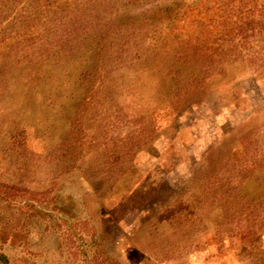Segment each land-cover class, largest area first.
I'll use <instances>...</instances> for the list:
<instances>
[{
  "label": "rangeland",
  "instance_id": "rangeland-1",
  "mask_svg": "<svg viewBox=\"0 0 264 264\" xmlns=\"http://www.w3.org/2000/svg\"><path fill=\"white\" fill-rule=\"evenodd\" d=\"M202 4L205 18L219 14L213 0ZM26 8L0 0V264H264L247 248V212L207 204L219 187L264 193V35L218 36L179 11L173 31L203 48L173 43L183 58L172 48L166 61L143 60L142 30L134 50L107 58L80 29L45 37L58 29L42 19L28 39ZM146 8L118 7L112 28L153 24L158 12ZM232 156L252 163L247 179L218 176L205 192ZM166 204L180 217L156 224L150 215ZM256 244L264 249V230Z\"/></svg>",
  "mask_w": 264,
  "mask_h": 264
},
{
  "label": "trees",
  "instance_id": "trees-1",
  "mask_svg": "<svg viewBox=\"0 0 264 264\" xmlns=\"http://www.w3.org/2000/svg\"><path fill=\"white\" fill-rule=\"evenodd\" d=\"M159 1L160 0H26V10L28 15L26 28H28V39H39L35 34L37 31L32 20L33 18L37 21L42 19L44 21H48L51 27H56L59 32H53L50 36L48 35L45 37L53 39L58 34L60 37H73L71 35H75V31L80 29L81 39L95 40V53L101 49L100 46L106 44L107 46L103 55L109 58L115 53L117 47V51L119 52L134 50L132 42L140 43L141 41L132 40L138 37L143 39L144 37L142 36H144L146 32L148 37H145L150 42L148 51L142 55L143 60L149 57L155 61L160 59L166 61V58L171 56L170 53L173 49L174 53H172V55L178 60L183 58L187 51L186 48H181L177 53H175V46L173 43L176 45L188 46V48H190L191 45L203 48L201 44L195 43L196 40L193 42L186 32L179 31L180 35H178L179 32L176 33L173 31V29L178 31L177 23H180V18L177 14L179 11L193 12L198 19H191V22H207V25L211 26L209 32H213V34L218 36L221 30H223L224 34L234 31V34L244 35L245 37L255 36L257 34L264 35V16L261 18L264 13L260 10L261 3H259V0H213L217 4L216 11L219 12V14L215 13V16L212 18H205L204 15L197 9L198 6L203 5L202 2L204 0L199 1V3H196L195 1L188 3L185 1L183 2V0H172L170 3H172L173 6L171 7L170 3L164 4L163 9H160V6H158ZM134 6H141V9L144 8V11L147 9L146 7H154L159 15L157 21L150 24L147 22V19L143 17L141 22L138 25L133 26V28L129 31L125 30L119 32V28L113 29L112 26L117 24L115 23V20L110 18L114 15H118V7L127 8ZM169 9L171 12H167ZM84 11H86V14H84ZM99 12H103L104 15H100ZM220 18H224L228 21V25L230 26L229 29L226 28L228 25L223 27V23ZM157 24L164 25L165 28L160 29L156 26ZM197 26H199V24H197ZM138 29L139 32H134V30ZM180 29H182V25L180 26ZM142 30L145 32H142ZM200 34H202L201 36L203 37L206 36V33L202 32ZM118 38L122 39L120 43ZM108 46L109 48H107ZM240 47L244 48L248 54L251 53L249 50H246V45L244 44L243 46L233 44V49L231 51H233V53L241 52L238 49ZM194 80L195 78L192 77L191 81ZM195 85L190 83L187 88L189 90L190 88L191 90H197L198 87ZM243 140L244 139H242L239 143L241 150L246 147ZM240 149H235V151L233 149L234 152L231 154H238ZM232 159L233 160L231 162L234 169L233 166L232 169L227 168L226 163L223 161L219 167L215 168V170L205 177V182L203 184L205 185V192L209 191L210 188H213L218 176L220 179H226L225 177H229L230 173H234L233 178L235 180L239 178V183L241 181L244 182L245 179H247L246 177H248V175L246 176L244 173H246L249 168H252V163H245L244 160L240 163H236L233 156ZM261 180H263V177ZM219 190L220 191L217 193L216 199L213 198V193L210 195V198L215 200V202H208L207 204L217 203L220 210L221 207L225 211L231 210L235 217L247 212L245 216L250 219V231L247 238V248L255 253H264V249H259L256 244V241L260 238L261 232L264 230V193L256 197L253 194V196L243 195L241 189L239 190L238 188L229 191L230 189H222L219 187ZM167 206V204L161 206L157 209V212L150 215V218H153L156 224L162 222L167 223L170 216H172V218L174 216L178 218L180 217V213L173 216L172 210H169ZM176 210L178 213V209ZM221 211L223 212V210ZM218 216L221 218L223 214L220 213Z\"/></svg>",
  "mask_w": 264,
  "mask_h": 264
}]
</instances>
